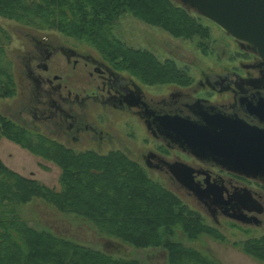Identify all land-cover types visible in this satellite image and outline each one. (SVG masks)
<instances>
[{"label":"trees","instance_id":"obj_1","mask_svg":"<svg viewBox=\"0 0 264 264\" xmlns=\"http://www.w3.org/2000/svg\"><path fill=\"white\" fill-rule=\"evenodd\" d=\"M179 4L173 0H0V17L85 41L106 61L137 73L144 82L183 83L187 79L172 60L161 62L152 52L125 47L112 34L117 19L129 13L175 37L208 38L207 27ZM8 32L0 24V99L16 93L9 65L2 58L10 41ZM15 126L0 112V135L59 166L60 189L18 174L0 159V264H142L130 254H111L105 250V243L100 250L58 235L38 222L31 225L19 208L35 201L59 214L80 218L121 244L135 249L160 248L166 253L167 264H217L201 251L173 239L177 228L189 240L201 235L220 237L215 230L123 152L77 151ZM10 129H15L13 134ZM18 135L27 142L17 139ZM241 250L264 261V234L242 242Z\"/></svg>","mask_w":264,"mask_h":264},{"label":"flooded vegetation","instance_id":"obj_2","mask_svg":"<svg viewBox=\"0 0 264 264\" xmlns=\"http://www.w3.org/2000/svg\"><path fill=\"white\" fill-rule=\"evenodd\" d=\"M25 37L21 61L26 101L9 116L13 121L67 148L123 152L193 200L215 225L222 219L264 229V168L246 176L223 166L217 156L192 153L177 136L180 125L175 126L182 121L206 126L228 141L236 138L229 135L230 125L233 133L244 131L258 140L254 147H263L264 61L257 54L226 35L236 46L230 56L236 63L200 69L196 79L172 83L166 92L152 94L146 88L152 85L90 50L50 33ZM119 117L125 121L126 140L116 127ZM213 120L228 126L210 124ZM134 123L142 129L140 141L147 139L142 148ZM188 179L198 194L182 182Z\"/></svg>","mask_w":264,"mask_h":264},{"label":"rangeland","instance_id":"obj_3","mask_svg":"<svg viewBox=\"0 0 264 264\" xmlns=\"http://www.w3.org/2000/svg\"><path fill=\"white\" fill-rule=\"evenodd\" d=\"M173 1L178 3L177 0ZM186 12L193 19H197L204 27H207L208 38L197 39L196 37H192L187 39L175 37L168 31L157 26L146 24L141 19L134 17L129 13L121 15L117 19L112 28V34L125 47L152 52L161 62L166 59L172 60L177 68L182 71L183 78L186 77L187 80H191L192 78L196 79L200 69H207L209 67L218 69L223 64L231 65L232 63H236V61L230 59V56L235 53L236 50L233 41L226 37L223 31L214 23L202 17L198 19L195 16L197 15L195 11L188 8ZM0 24L6 27L9 31L8 35L10 41L4 46L5 52L2 58L3 61L9 65V72L16 88L14 96L0 99V112L6 120H11L12 123L18 126L20 125L13 121V118H10L9 116L13 115L22 103L26 101L24 95L25 81L22 73L21 61L26 34L33 32H38L39 34L50 33L68 44L90 50L94 54L102 56L101 52L89 43L66 36L58 31L34 30L33 28L1 17ZM121 71L130 74L142 83H148L144 82L141 79V76L137 73H132L126 69H121ZM172 83L177 82H172L170 80L158 82L149 81L148 84L152 86L146 88L149 89L152 94H160L166 92L167 88L170 87ZM21 117L26 118V115L21 114ZM117 120L119 121H117L116 127L121 130V133L126 140L127 130L123 125V123L125 124V121L123 122L124 119H120V117ZM20 128L29 132L33 136L37 135L29 129H24L22 126H20ZM133 128L137 135L136 141L138 142V146L142 148V144L147 142V139L140 141L139 137L142 135V133H140L141 127L134 123ZM9 131L13 134L11 129ZM18 137L19 138L17 139L27 142V140L22 138L21 135H18ZM150 141L152 140L150 139ZM87 148L88 147L83 146L74 147L77 151L86 150ZM109 150L111 149L105 147L101 152L105 153ZM0 159L9 169L18 174L34 178L49 188H54L56 190L60 189L58 178L61 170L59 166L50 160L31 153L20 143H17L16 140L0 135ZM137 164L141 166L142 163L139 162ZM144 170L152 180L158 182L164 186V188L176 194L188 206L189 210L198 213L200 217L203 218V222L207 226L213 228V230H215L220 236L212 238L206 235H201L195 240H189L181 230L177 228L173 239L182 242L185 246H190L201 251L217 264H264V261L257 260L241 250L242 242L247 239L262 236L264 234L263 228H247L222 219L219 220L220 224L215 225L209 219L208 215H206L205 211H203L193 200L191 201L190 199L179 195L174 190V187L165 181L161 175L153 171L148 173L146 169ZM137 183L139 184V181H137ZM19 209L21 216L29 220L31 225L38 222V224L51 229L54 233L69 237L83 245L101 250L103 249V243H105V245L108 246L105 250L113 255H115L114 253L119 254L120 256L130 254L139 259L142 264H167V256L164 250L160 248L135 249L127 244H121V241L116 238H108L99 234L88 222L74 216L59 214V212L53 207H50L41 201L28 203L21 206Z\"/></svg>","mask_w":264,"mask_h":264},{"label":"water","instance_id":"obj_4","mask_svg":"<svg viewBox=\"0 0 264 264\" xmlns=\"http://www.w3.org/2000/svg\"><path fill=\"white\" fill-rule=\"evenodd\" d=\"M177 1L195 11L200 17L214 23L225 35L232 37L240 46H246L264 61V0ZM218 122L213 120L210 124L216 125ZM219 124L228 126L224 122ZM176 125H180L177 136L188 144L192 153L217 156L216 158L221 160L219 162L223 166L241 170L246 176H255L260 169L264 168V145L254 147L258 140L250 139L248 133L244 131L236 130L233 133L234 130L229 125L228 129L231 131L229 135H234L236 138L227 141L223 140L218 132L208 131L206 126H197L183 121ZM240 127L249 129L247 125L241 123ZM182 182L198 194V189L192 185L190 179Z\"/></svg>","mask_w":264,"mask_h":264}]
</instances>
